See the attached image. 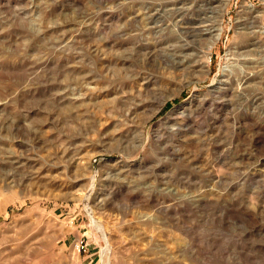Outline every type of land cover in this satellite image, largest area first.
I'll list each match as a JSON object with an SVG mask.
<instances>
[{"label": "rangeland", "instance_id": "1", "mask_svg": "<svg viewBox=\"0 0 264 264\" xmlns=\"http://www.w3.org/2000/svg\"><path fill=\"white\" fill-rule=\"evenodd\" d=\"M174 2L0 0V264H264V46L254 89L213 90L264 0L215 4L204 73L119 60ZM201 100L197 138L168 134Z\"/></svg>", "mask_w": 264, "mask_h": 264}, {"label": "bare ground", "instance_id": "2", "mask_svg": "<svg viewBox=\"0 0 264 264\" xmlns=\"http://www.w3.org/2000/svg\"><path fill=\"white\" fill-rule=\"evenodd\" d=\"M178 1L182 7H177L176 5L178 3L174 2L171 8L156 10L153 14H149V23L153 24L154 27L150 26L145 28L149 24H144L143 26L142 31L147 32L148 30L152 35L162 33L161 39L151 42L145 38H130L129 40H133L132 46L125 52L126 55L123 54L119 60L123 62L131 61L134 64H137L141 60L145 64L147 62L150 63L156 58L159 63L168 64V69H171L172 73L182 72L187 74L194 70L204 73L208 67V62L201 60L199 56L201 52L200 49L202 45H205L204 47L210 51L220 39L222 29L220 27V20H215L214 18V14L219 12L215 4L221 3L222 5H220L222 8H220V11H223L226 2L223 3V0H195L192 1V6H185L186 0L182 2L180 0ZM169 5H171V3H167L165 7ZM244 7L248 10L249 17L243 21H239V23L236 21L238 26L236 27L247 37V46H245L243 50L245 57L239 58V66L237 61L236 63L234 61L226 63L223 70L224 80L213 89L217 93L216 96L219 99L224 98V101H227L226 98L228 96L230 98L236 97L239 99V95L241 97L244 96L247 90L254 89L259 83V72L254 71L260 67V63L254 56L257 55L264 46V24L262 23V25H259L258 29H255V23L261 20V18H259L260 14H255L257 11L256 6L251 3H246ZM186 14H189L188 18H185ZM154 29H156V31H154ZM228 56H230L227 58L228 61L234 60L231 58V54L228 53ZM240 65L247 70V72L244 70L245 73H243L244 75L242 76H240L241 72H243ZM139 66L140 65L136 67ZM232 76L236 79L235 86L231 85L233 80ZM148 86L149 84L145 89L148 95L153 96H155L157 92L162 93L165 89V85H160L156 88H148ZM258 103V98H253L251 101L252 105H257ZM207 105L208 102L201 100L197 105L194 103L188 109L181 112L180 117L174 120L171 125L167 126V133H178L191 140L197 138V136H188L193 131L190 119L192 114H197L199 110ZM137 107L138 105L135 106V110ZM237 108L238 107L233 109L235 110ZM9 159L7 158L6 163L11 161V159ZM11 163L8 164H18V162L15 161ZM2 165L4 166V164ZM22 166L23 165H19L11 169L14 171L17 169L15 171V175H17L22 170ZM11 177L13 178L14 175L12 174ZM29 177H32V175ZM31 179H34V177Z\"/></svg>", "mask_w": 264, "mask_h": 264}]
</instances>
